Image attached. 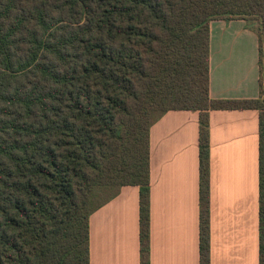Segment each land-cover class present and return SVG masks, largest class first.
<instances>
[{
  "label": "trees",
  "instance_id": "trees-1",
  "mask_svg": "<svg viewBox=\"0 0 264 264\" xmlns=\"http://www.w3.org/2000/svg\"><path fill=\"white\" fill-rule=\"evenodd\" d=\"M258 37L259 97L210 96V24ZM259 111L264 264V0H0V264H90V218L140 191L151 264L150 131L199 113L200 264H210V111Z\"/></svg>",
  "mask_w": 264,
  "mask_h": 264
},
{
  "label": "crops",
  "instance_id": "crops-1",
  "mask_svg": "<svg viewBox=\"0 0 264 264\" xmlns=\"http://www.w3.org/2000/svg\"><path fill=\"white\" fill-rule=\"evenodd\" d=\"M257 35L210 24V96L259 97ZM151 264H200L199 113L170 111L150 131ZM210 264H259V111H210ZM140 191L125 186L90 218V264H140Z\"/></svg>",
  "mask_w": 264,
  "mask_h": 264
}]
</instances>
